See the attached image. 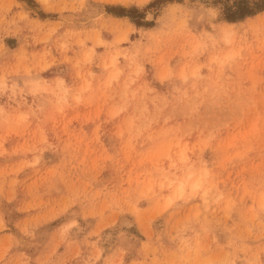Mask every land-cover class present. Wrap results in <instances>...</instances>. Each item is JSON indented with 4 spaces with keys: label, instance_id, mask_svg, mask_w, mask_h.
<instances>
[{
    "label": "rangeland",
    "instance_id": "rangeland-1",
    "mask_svg": "<svg viewBox=\"0 0 264 264\" xmlns=\"http://www.w3.org/2000/svg\"><path fill=\"white\" fill-rule=\"evenodd\" d=\"M155 1L0 0V264H264V12Z\"/></svg>",
    "mask_w": 264,
    "mask_h": 264
},
{
    "label": "trees",
    "instance_id": "trees-1",
    "mask_svg": "<svg viewBox=\"0 0 264 264\" xmlns=\"http://www.w3.org/2000/svg\"><path fill=\"white\" fill-rule=\"evenodd\" d=\"M164 1H178L184 0H156L150 6ZM214 7H220V20L228 23H238L245 21L248 18H253L256 15L264 12V0H206ZM106 12L116 17H127L136 26H152L153 23L145 22V14L138 11L136 8L127 9L120 6H107Z\"/></svg>",
    "mask_w": 264,
    "mask_h": 264
},
{
    "label": "crops",
    "instance_id": "crops-1",
    "mask_svg": "<svg viewBox=\"0 0 264 264\" xmlns=\"http://www.w3.org/2000/svg\"><path fill=\"white\" fill-rule=\"evenodd\" d=\"M130 3H128L127 5H124L122 3H114V2H106V4L109 5H117V4H121L123 6H131V5H137V3L135 2V0H129ZM108 19L112 20V21H124L126 20V18H118V17H114L111 15H108L107 17ZM131 25V24H130ZM135 29H137V27H135ZM138 30V29H137ZM115 37V36H114ZM114 38H112L111 42L113 41Z\"/></svg>",
    "mask_w": 264,
    "mask_h": 264
},
{
    "label": "bare ground",
    "instance_id": "bare-ground-1",
    "mask_svg": "<svg viewBox=\"0 0 264 264\" xmlns=\"http://www.w3.org/2000/svg\"><path fill=\"white\" fill-rule=\"evenodd\" d=\"M151 17V16H150ZM151 19H152V17H151Z\"/></svg>",
    "mask_w": 264,
    "mask_h": 264
}]
</instances>
